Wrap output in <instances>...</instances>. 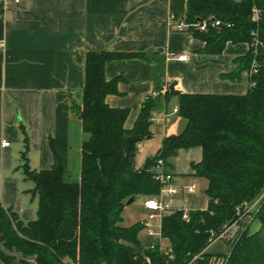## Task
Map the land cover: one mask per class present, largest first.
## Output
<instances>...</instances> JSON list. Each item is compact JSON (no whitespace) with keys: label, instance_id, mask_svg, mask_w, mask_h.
Segmentation results:
<instances>
[{"label":"trees","instance_id":"16d2710c","mask_svg":"<svg viewBox=\"0 0 264 264\" xmlns=\"http://www.w3.org/2000/svg\"><path fill=\"white\" fill-rule=\"evenodd\" d=\"M254 5L261 10L259 22L252 18ZM175 19L184 20L188 27L183 31L205 42L206 54H222L229 42L247 43V51L234 59L236 67L222 78L241 81L255 62L249 75L254 85L243 94L180 93L184 130L167 135L158 152L137 167L138 143L152 137L154 112L172 93L148 96L133 127L127 128L129 110L106 102L108 94L117 92L118 78L107 80L105 66L112 59L142 53L87 52L83 100L72 106L88 135L81 146L79 177L65 179L58 155L51 168L32 169L23 128L26 149L20 168L34 182L29 192L38 197V214L24 221L0 201V244L5 248L0 249V264H264V199L253 211L261 221L258 230L241 228L233 243L225 240L232 243L228 253L206 252L225 225L241 223L244 203L264 193V0H187L186 13ZM215 19L222 25L214 26ZM205 20L207 29L200 30ZM173 25L171 29L179 31ZM254 31L262 41L257 47L252 45ZM194 147L203 151L202 159L191 165L196 175L208 180L207 207L171 208L161 220L167 249L157 241L139 251L144 224H122L127 200L159 194V160L170 172L178 152Z\"/></svg>","mask_w":264,"mask_h":264},{"label":"crops","instance_id":"0c3cea01","mask_svg":"<svg viewBox=\"0 0 264 264\" xmlns=\"http://www.w3.org/2000/svg\"><path fill=\"white\" fill-rule=\"evenodd\" d=\"M186 10L187 0L10 2L0 16V201L5 207L11 206L24 221L37 218L38 197L29 192L34 186L26 183L20 168L26 149L23 128L32 169L51 168L58 155L68 178L71 173L75 179L79 177L81 146L88 135L72 106L83 100L89 51L142 53L112 59L105 66L107 80L118 78L117 92L108 94L106 102L129 110L127 128L136 122L145 97L153 91L164 93L173 81L180 93L247 92V73L241 81L222 78V74L236 67L234 59L249 45L229 42L222 54L202 52L204 41L190 32L171 29L172 14L184 15ZM182 54L187 58L180 59ZM179 94L164 99L154 112L158 119L150 126L152 137L138 147L137 167L158 152L167 135L184 130L187 120L175 111ZM2 141L10 144L2 146ZM202 156V148L194 147L181 149L173 159L170 172L180 190L172 199L185 200L186 205L172 208L207 207L208 180L196 175L191 165ZM198 179H202L204 196L197 194ZM194 184L190 192L188 187ZM139 197L147 221L150 211L145 202L151 197ZM139 238V251L157 241L169 246L167 239L148 231L141 232ZM0 249L5 250L1 244ZM206 252L216 253L209 248ZM28 259L33 262L35 257Z\"/></svg>","mask_w":264,"mask_h":264},{"label":"built area","instance_id":"2783aa9c","mask_svg":"<svg viewBox=\"0 0 264 264\" xmlns=\"http://www.w3.org/2000/svg\"><path fill=\"white\" fill-rule=\"evenodd\" d=\"M11 1L14 2H19V0H0V16H3L4 12L6 11V9L9 7V4ZM253 20L256 22H259L260 20V16H261V10L257 5L253 6ZM171 23H174V27L179 30V31H183L188 27V24L184 22V20H176L175 19V15L172 14L171 16ZM213 25L214 26H220L222 25L221 20L219 19H215L213 20ZM231 24L229 23L228 26H230ZM208 26V22L205 20L203 21L202 25H200V30H206ZM253 42L252 45L254 46H258L260 44H262L261 38L258 34L257 31L253 32ZM180 59H186L187 55L186 54H182L179 55ZM253 71H255V62L252 65V69L250 70V73H247V75L249 76L251 73H253ZM254 82H250L249 81V86H253ZM160 93H162V91L158 90V91H153L152 93L148 94L145 99L148 96H152V97H156L158 96ZM175 111H178V108L175 109ZM158 118L156 116L153 115L152 117V121L157 120ZM10 144L9 141H2L1 145L2 146H8ZM141 146V142L138 143V147ZM164 161L163 159H160L157 165V169L158 172L157 174H155V178L157 180H159L161 182V190L159 192V194H157L156 196H153L149 199L146 200L145 202V206L146 208L150 211L149 215H148V220L144 222V227L147 229L148 233L151 235H158V237L160 239H162V234H158L155 231V225L149 222V219H154L158 214L161 215V220L162 217L164 216V213L166 211V213L172 208L168 199L174 195H176L180 188L173 183V174L171 172H166L165 167H164ZM195 188V184L192 186L188 187V190L190 192L194 191ZM264 199V193L254 202L252 203H244V207H245V214H250L253 213L254 210L257 211L258 206L260 205L261 201ZM184 217H187V213L184 214ZM243 218V217H242ZM242 218L240 220H242ZM241 223L238 220L235 221L234 223L230 224V225H225L223 230L216 236L215 240H233L234 238H236V236H239L240 231H241ZM161 228V225H160ZM171 251L170 249H168V252Z\"/></svg>","mask_w":264,"mask_h":264},{"label":"rangeland","instance_id":"374dc122","mask_svg":"<svg viewBox=\"0 0 264 264\" xmlns=\"http://www.w3.org/2000/svg\"><path fill=\"white\" fill-rule=\"evenodd\" d=\"M72 177H75V174L71 173ZM68 174H65V179L69 180L71 178H68ZM202 179H198V184H199V189L197 190V194L199 195H203V187H202ZM29 185H33L34 186V182L32 180H27L26 182ZM204 196V195H203ZM173 197L169 198L168 201L170 203V205H174L176 206H184L186 205L185 200H180V199H172ZM141 197H138L137 200H135L133 203L129 204L126 209L123 212V222L122 224L124 225H132L136 222L139 221H145L146 220V214L142 208L141 205ZM257 212V211H256ZM166 213V211H165ZM164 213V214H165ZM142 222V223H143ZM149 222L155 225V231L157 233H160V225H161V215H157L154 219H149ZM241 228H248L250 232L256 231L261 227V221L259 220V217L255 215V213H250L245 215L242 220H241ZM142 232H147L146 228H143ZM238 236H236V238H234L232 240V243L237 239ZM232 243H229L228 241H225L223 239L220 240H216L214 242H212V244L208 247L209 250L211 252H216V253H228L230 252L231 248H232ZM162 247L164 249H167V247L165 248V243L162 245ZM17 256L21 257V254H18Z\"/></svg>","mask_w":264,"mask_h":264},{"label":"water","instance_id":"95a60500","mask_svg":"<svg viewBox=\"0 0 264 264\" xmlns=\"http://www.w3.org/2000/svg\"><path fill=\"white\" fill-rule=\"evenodd\" d=\"M176 84H177V82H176V81H173V82H171V84L169 85V90H170V92H171L172 94H175V95L180 93L179 90H176V89H175V85H176ZM135 199H136V196H132V197H130V198L127 200V202H126V205H129V204L133 203V202L135 201ZM261 240H262L263 247H264V226H263L262 231H261Z\"/></svg>","mask_w":264,"mask_h":264}]
</instances>
